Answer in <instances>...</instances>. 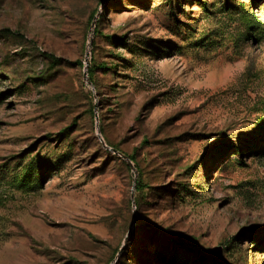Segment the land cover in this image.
<instances>
[{
  "label": "rangeland",
  "instance_id": "rangeland-1",
  "mask_svg": "<svg viewBox=\"0 0 264 264\" xmlns=\"http://www.w3.org/2000/svg\"><path fill=\"white\" fill-rule=\"evenodd\" d=\"M125 242L120 264H264V0H0V264Z\"/></svg>",
  "mask_w": 264,
  "mask_h": 264
},
{
  "label": "trees",
  "instance_id": "trees-1",
  "mask_svg": "<svg viewBox=\"0 0 264 264\" xmlns=\"http://www.w3.org/2000/svg\"><path fill=\"white\" fill-rule=\"evenodd\" d=\"M96 12H97V11H96ZM96 12L92 15V19H91L92 22H93V20H94V16L96 15ZM99 32H100V31L97 29V25H95L94 35L96 36ZM60 62H61L60 59L55 58V59L52 61L51 66H56V65H58ZM92 63H93V57H92V59H91V61H90V64H89V66H88L87 73H88V76H89V79H90L91 83H92L93 85H95V87H96V89H97V85H96V82H95V80H94V76H95V71H96V69L98 68V69L106 70V71H107L108 69H107V67H106V63H103V64H99V63H98L97 65H93ZM80 64H81V63H80ZM82 64H83V63H82ZM101 132L103 133L102 129H101ZM145 142H147V141H145ZM109 146L112 147V148L117 149L118 151H120V152L123 153L124 155H127V156L131 159V161L133 162L135 168H136L137 171H138V175H139L138 178L135 179V181H134V184H135V185H134V191H135V193H138V194L143 193V191H144L146 188H148V185H147L146 182L144 181L143 174H142V170H141L139 164L137 163L135 156H134V155H128V154L124 153L122 150H120V149H119L117 146H115V145H109ZM107 153H109V152H107ZM110 154H111V153H110ZM111 155H113V154H111ZM114 156H115L117 159H120L117 155L114 154ZM134 202H135L136 207H137V208H140L141 204H140V201L138 200L137 196L134 197ZM149 236H150V235H149L147 232H145V233H143V235H142L141 237H142L143 240H144V239L147 240V238H148ZM135 245L137 246V243H135ZM124 250H125V249H123V252L121 253L120 258L117 260V262H116L115 264H120V262H121L122 260H124V261H128L129 258H130V256H131V254H132V252L134 251V247L131 246V247H130V250H129L128 253H125ZM118 252H119V251L117 250L116 253H115V256H116V254H117ZM114 258H115V257H114ZM165 258H169V259H171V258H173V257H172V256H168V257H165ZM201 258H202L201 261L203 262V264H207V263H206V259H207V258H208L212 263H216V261H215V257H214V256H211V255H208V257H206V256H201ZM112 260H114V259H112ZM216 264H218V263H216Z\"/></svg>",
  "mask_w": 264,
  "mask_h": 264
},
{
  "label": "water",
  "instance_id": "water-1",
  "mask_svg": "<svg viewBox=\"0 0 264 264\" xmlns=\"http://www.w3.org/2000/svg\"><path fill=\"white\" fill-rule=\"evenodd\" d=\"M95 23H96V17H95V20L92 22V28L95 27ZM92 40H93V38L90 39V46H92ZM87 67H88V65H86V68H85V70H84V81H86L88 84L92 85V83H91V81H90V79H89V77H88ZM96 120H98V115H96ZM99 139H100V141L102 142L103 146H104L106 149H108L109 151H111V152H113L115 155H117L118 157H121L122 159H124L125 161H127V163H128V165L130 166L132 172H134L136 176L138 175V171H137V169L135 168L133 162L131 161V159H130L127 155H124L123 153H121V152L118 151L117 149L108 146V145L105 143L104 139L102 138L100 132H99ZM134 181H135V179H134ZM134 197H135L134 192H132V202H133V203H134ZM125 245H126V242H125L124 245L121 247V250L125 247ZM116 262H117V261H115L114 264H115Z\"/></svg>",
  "mask_w": 264,
  "mask_h": 264
}]
</instances>
